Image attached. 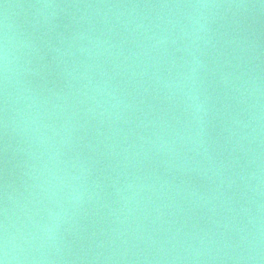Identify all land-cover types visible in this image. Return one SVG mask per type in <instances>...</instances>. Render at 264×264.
Here are the masks:
<instances>
[{"label": "water", "instance_id": "water-1", "mask_svg": "<svg viewBox=\"0 0 264 264\" xmlns=\"http://www.w3.org/2000/svg\"><path fill=\"white\" fill-rule=\"evenodd\" d=\"M5 228L10 264H264V0H0Z\"/></svg>", "mask_w": 264, "mask_h": 264}, {"label": "clouds", "instance_id": "clouds-1", "mask_svg": "<svg viewBox=\"0 0 264 264\" xmlns=\"http://www.w3.org/2000/svg\"><path fill=\"white\" fill-rule=\"evenodd\" d=\"M3 60H4V71H5V79L7 80V72H8V51L5 47L3 53ZM8 236H7V229L5 228V235L3 238L2 245H0V264H10L9 259V248H8Z\"/></svg>", "mask_w": 264, "mask_h": 264}]
</instances>
